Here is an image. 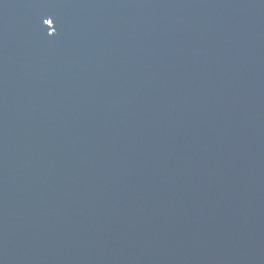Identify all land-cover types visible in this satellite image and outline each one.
<instances>
[{
    "label": "water",
    "instance_id": "1",
    "mask_svg": "<svg viewBox=\"0 0 264 264\" xmlns=\"http://www.w3.org/2000/svg\"><path fill=\"white\" fill-rule=\"evenodd\" d=\"M0 264H264V0H0Z\"/></svg>",
    "mask_w": 264,
    "mask_h": 264
}]
</instances>
